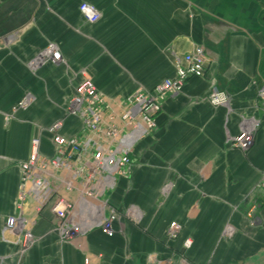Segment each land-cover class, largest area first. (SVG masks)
<instances>
[{"label": "crops", "instance_id": "0c3cea01", "mask_svg": "<svg viewBox=\"0 0 264 264\" xmlns=\"http://www.w3.org/2000/svg\"><path fill=\"white\" fill-rule=\"evenodd\" d=\"M100 16L86 21L78 5ZM58 62L31 69L47 42ZM203 47L202 76L167 97L156 128L133 147L129 175L117 179L109 201L119 218L111 236L98 228L61 242L49 209L34 216L36 242L19 257L17 233L4 229L16 212L18 161L40 134V152L53 143L43 129L64 117L74 86L90 77L109 111L138 87L174 75L173 61ZM264 0H0V261L4 264H264ZM212 87L230 95L228 107L206 101ZM30 104L5 120L25 95ZM108 111H106V114ZM242 115L260 120L253 144L230 148ZM67 116L61 133L80 131ZM176 221V238L167 228ZM188 238L189 247L183 246Z\"/></svg>", "mask_w": 264, "mask_h": 264}, {"label": "built area", "instance_id": "2783aa9c", "mask_svg": "<svg viewBox=\"0 0 264 264\" xmlns=\"http://www.w3.org/2000/svg\"><path fill=\"white\" fill-rule=\"evenodd\" d=\"M78 9L89 22L100 16L96 7L88 2L79 3ZM61 59L57 44L49 41L28 61V65L36 69L45 62ZM207 61L203 47L194 45L174 59L173 76L162 79L152 88L138 87L119 100L118 114L108 110L102 92L90 77L83 76L67 99L64 117L43 129L51 137L52 155L40 152L41 133H38L30 140L28 157L18 161L16 212L6 217L4 229L17 233L19 257L24 256L36 242L31 221L24 213L26 203L35 217L49 209L56 220L53 229L60 241L72 240L95 228L107 236L113 235L119 215L109 196L107 198V192L115 188L118 178L129 175L133 147L155 130L156 115L163 101L179 94L189 77L202 76ZM258 94L264 100V86L259 88ZM205 98L213 106L228 107L230 101V95L217 87H212ZM30 102L31 96L25 94L9 112L4 113V119L12 117L18 109L26 108ZM67 116L80 119L78 133L69 136L61 133ZM259 125L260 120L256 117L242 115L237 133L227 137L228 146L246 152L253 144ZM257 186H264V180ZM180 228L178 222L171 221L167 237L176 238ZM190 243L186 238L183 246L189 247ZM0 264H4L2 260ZM84 264H88L87 258Z\"/></svg>", "mask_w": 264, "mask_h": 264}, {"label": "rangeland", "instance_id": "374dc122", "mask_svg": "<svg viewBox=\"0 0 264 264\" xmlns=\"http://www.w3.org/2000/svg\"><path fill=\"white\" fill-rule=\"evenodd\" d=\"M255 135V134H254ZM109 192V191H108ZM108 192H107V198H108V196L110 195H108ZM53 215V214H52ZM54 217V216H53ZM84 234H86V233H84ZM84 234H82V235H84ZM79 236V235H78ZM61 242H65V241H61Z\"/></svg>", "mask_w": 264, "mask_h": 264}]
</instances>
